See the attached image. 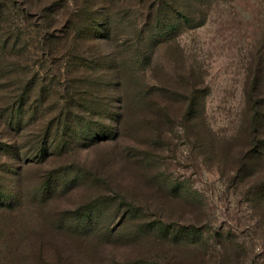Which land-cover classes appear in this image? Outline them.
I'll list each match as a JSON object with an SVG mask.
<instances>
[{
	"label": "trees",
	"instance_id": "16d2710c",
	"mask_svg": "<svg viewBox=\"0 0 264 264\" xmlns=\"http://www.w3.org/2000/svg\"><path fill=\"white\" fill-rule=\"evenodd\" d=\"M201 1L0 0V264H161L165 240L189 241L199 234L197 225L174 229L163 220L149 227L141 222L130 230L128 224L139 216L140 207L120 192L61 208L54 204L58 195L100 182L88 168L69 175V165H48L55 161L52 157L60 160L78 149L123 138L130 129L132 106L153 116L151 140L163 138L165 118H183L185 128L200 125L205 109L202 90L188 85L177 96L156 77L152 83L136 79L146 75L165 45L176 41L175 32L204 23ZM37 16L38 22H32ZM147 32L150 37L145 39ZM36 41L40 64H31L28 55ZM49 59L60 65V76L68 81L62 86L66 96L61 110L50 118L43 99L61 86L55 85L57 72L43 71L40 76ZM262 78L257 74L247 97L250 126L264 134ZM46 82L49 86L42 85ZM164 97L181 98L183 104L164 105ZM251 144L246 164L254 170L264 160V139ZM31 152L34 156L29 158ZM123 153L136 152L129 146ZM147 158L140 160L145 163ZM17 162L31 170L36 164L37 180L16 178ZM261 178L250 195L264 206ZM104 202L115 203L123 212L116 229L103 221ZM26 212L31 219L25 218ZM151 229L165 238L148 234ZM148 243L154 246L149 251Z\"/></svg>",
	"mask_w": 264,
	"mask_h": 264
},
{
	"label": "rangeland",
	"instance_id": "374dc122",
	"mask_svg": "<svg viewBox=\"0 0 264 264\" xmlns=\"http://www.w3.org/2000/svg\"><path fill=\"white\" fill-rule=\"evenodd\" d=\"M201 2L205 4L204 23L175 32L176 41L165 45L146 75L136 79L152 83L156 77L167 92L177 96L184 94L183 88L188 85L191 90H202L205 109L200 125L185 128L183 118H165L163 138L151 140L153 116L140 107L128 108L132 114L130 129L120 140L81 148L60 160L52 157L55 161L48 165L50 168L69 165V175L88 168L100 182L74 193L64 192L54 204L64 208L120 192L140 207L139 216L128 224L130 230L141 222L149 227L159 220L174 229L200 227L199 234L189 241L165 240L161 264H264V206L254 203L250 195L253 187L263 181L264 160L254 170L246 164L251 143L264 139L263 133L250 126L247 97L257 74L263 75L264 82V0ZM32 22H38V16ZM37 46L38 41L30 46L31 64H40L41 50ZM52 62H43L44 69L40 70V76L43 71L57 72L55 85L61 86L43 99L48 118L60 112L61 99L66 96L62 86L68 84L67 76H60V65ZM35 74L31 73L30 78ZM164 98L167 106L183 104L181 98ZM129 146L137 154L126 156L123 150ZM27 156L32 158L34 152ZM143 156L148 157L145 163L140 160ZM16 164V178L37 180L36 164L35 170L22 162ZM103 206L107 211L103 221L111 229L118 228L124 220L123 212L115 203L112 206L104 202ZM160 232L151 229L148 234L164 239ZM150 246L146 245L147 251L154 247Z\"/></svg>",
	"mask_w": 264,
	"mask_h": 264
}]
</instances>
